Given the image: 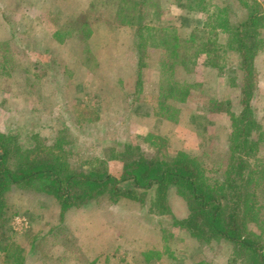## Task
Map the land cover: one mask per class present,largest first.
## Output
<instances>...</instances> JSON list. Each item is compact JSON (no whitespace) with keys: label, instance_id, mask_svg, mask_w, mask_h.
<instances>
[{"label":"rangeland","instance_id":"1","mask_svg":"<svg viewBox=\"0 0 264 264\" xmlns=\"http://www.w3.org/2000/svg\"><path fill=\"white\" fill-rule=\"evenodd\" d=\"M120 1L0 0V133L11 161L16 164L25 154L38 158L35 154L53 147L66 169L87 173L98 158L119 177L141 154L168 162L184 154L214 168L208 175L221 182L231 157L232 115L242 110V70L236 44L210 28L211 13L235 24L246 18L252 0H157L160 17L155 20L149 7L144 23L166 28L170 36L162 48L139 47V9L125 3L127 20L120 21ZM256 1L264 8V0ZM193 30L199 43L221 46L218 55L205 51L185 68L178 65L160 76L162 58H176L169 50L174 38L179 57L191 54L184 47ZM250 37L262 40L255 50L249 104L260 127L255 137L264 140V30ZM183 79L189 86L185 100L160 96H168V83ZM157 120L171 125L165 138L160 136L162 143L148 132ZM263 152L261 141L256 156ZM192 207L174 186L166 200L153 187L143 203H113L105 194L60 218L54 196L13 187L0 209V246L9 249L0 250V264H253L227 241L195 238L180 223ZM246 225L261 234L264 248V210Z\"/></svg>","mask_w":264,"mask_h":264},{"label":"trees","instance_id":"2","mask_svg":"<svg viewBox=\"0 0 264 264\" xmlns=\"http://www.w3.org/2000/svg\"><path fill=\"white\" fill-rule=\"evenodd\" d=\"M128 2L139 9L135 31L136 43L139 47L149 43V45L162 48V44L170 36L166 33V28H156L144 23L145 12L149 7L155 15L154 19L158 20L160 17L159 2L157 0H121L117 10L118 13H122L120 21L127 20L128 14L124 10L125 3ZM147 5L150 6L147 7ZM248 8L246 18L235 24L230 23L228 19L220 22L218 16H215V11L211 13L210 28L225 33L230 45L236 44L242 70L240 87L242 110L237 116L232 115L229 147L231 157L221 182H217L208 175L209 172L215 171L214 168L207 169L202 165V161L184 154L169 162L162 161L159 156L148 159L141 154L138 160L124 165L119 177L108 173L105 161L98 158L94 160L87 173L66 169L64 160L59 155H53V147H49V150L42 149L44 153L42 155L35 154L39 155L38 158H29L28 154L19 156L14 164L10 158V151L2 143L3 134L0 133V209L3 206L4 194L13 187L34 188L39 192L54 196L59 202L60 218H62L68 209L87 204L91 199L105 194L113 203L120 199L143 203L146 191L153 187L159 198L166 200L168 188L174 186L176 191L186 196L193 206L190 215L180 223L192 235L197 236L195 238L208 241L222 239L248 254L253 264H264L263 244L257 238L261 234L258 236L255 232L248 230L246 225L247 220H254L258 212L264 210L262 203L264 199V152L261 154L262 158L256 156L258 144L264 140L255 137L254 133L258 132L260 127L249 104L255 50L262 42V40L255 41V39L253 41L250 35L264 30V8L256 0H252V5H248ZM164 31L165 36L162 37ZM176 38L169 45L171 54L176 58L170 61L171 63L162 58L161 63H158L160 76L163 73L165 76L172 73L178 65L185 68L187 61L193 63L205 51L218 55L221 49L218 44L215 46L209 44L211 45L209 46L206 42L205 44L199 43V32L193 30L190 37L185 40L184 50L191 51L190 55L184 53L186 59L178 55L179 43ZM210 66L215 67L216 65L210 64ZM136 77L138 78L137 84H139L141 82L140 68L137 69ZM170 83L167 87L168 96L166 94L160 96L174 97L180 102L185 100L189 88L187 80ZM160 92H163L162 87H160ZM163 102V98H160L158 109L162 110ZM159 115H162V111ZM165 118L169 119V115ZM155 138L162 143L160 136ZM126 182H130L132 186L121 187L120 184ZM226 202L231 203L229 209L227 205L225 206ZM0 219L2 220L1 211ZM3 230L4 227L0 224V232ZM5 235L4 240H6ZM251 235L256 237H251ZM6 248L7 246H0L2 252L9 250Z\"/></svg>","mask_w":264,"mask_h":264},{"label":"crops","instance_id":"3","mask_svg":"<svg viewBox=\"0 0 264 264\" xmlns=\"http://www.w3.org/2000/svg\"><path fill=\"white\" fill-rule=\"evenodd\" d=\"M18 71H22V70H18ZM149 125H150V131H148L149 133L156 134L162 137L166 136L167 132L170 131L171 129V125H167L166 123L162 125L161 120H157L155 125H154V121H151ZM163 127H165L164 130H163Z\"/></svg>","mask_w":264,"mask_h":264}]
</instances>
